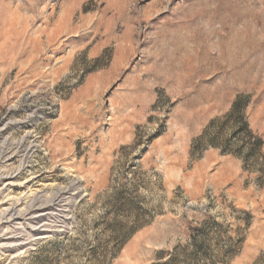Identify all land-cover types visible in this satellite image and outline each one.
Listing matches in <instances>:
<instances>
[{
  "label": "rangeland",
  "instance_id": "1",
  "mask_svg": "<svg viewBox=\"0 0 264 264\" xmlns=\"http://www.w3.org/2000/svg\"><path fill=\"white\" fill-rule=\"evenodd\" d=\"M0 264H264V0H0Z\"/></svg>",
  "mask_w": 264,
  "mask_h": 264
}]
</instances>
